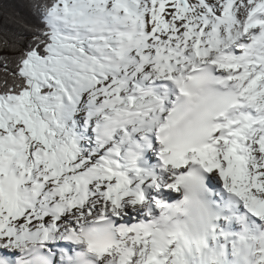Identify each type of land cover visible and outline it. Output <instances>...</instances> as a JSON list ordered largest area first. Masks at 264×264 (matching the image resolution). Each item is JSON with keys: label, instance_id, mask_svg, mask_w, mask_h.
I'll list each match as a JSON object with an SVG mask.
<instances>
[{"label": "snow or ice", "instance_id": "snow-or-ice-1", "mask_svg": "<svg viewBox=\"0 0 264 264\" xmlns=\"http://www.w3.org/2000/svg\"><path fill=\"white\" fill-rule=\"evenodd\" d=\"M0 16V264H264V0Z\"/></svg>", "mask_w": 264, "mask_h": 264}, {"label": "trees", "instance_id": "trees-1", "mask_svg": "<svg viewBox=\"0 0 264 264\" xmlns=\"http://www.w3.org/2000/svg\"><path fill=\"white\" fill-rule=\"evenodd\" d=\"M9 3V4H15V3H19V2H22V0H0V3ZM3 22V17L0 16V23Z\"/></svg>", "mask_w": 264, "mask_h": 264}]
</instances>
